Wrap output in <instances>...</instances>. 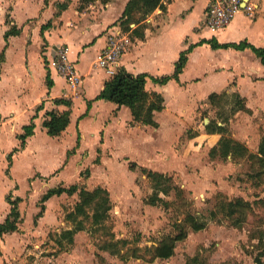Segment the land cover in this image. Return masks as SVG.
I'll list each match as a JSON object with an SVG mask.
<instances>
[{
    "label": "crops",
    "instance_id": "0c3cea01",
    "mask_svg": "<svg viewBox=\"0 0 264 264\" xmlns=\"http://www.w3.org/2000/svg\"><path fill=\"white\" fill-rule=\"evenodd\" d=\"M128 1L89 0L81 9L80 0H68L59 10L58 5L66 0H47V4L46 0H0V223L10 213L9 199H20L21 216L16 231L0 236V264H38L46 238L71 227L60 206L68 195L40 202L49 189L101 187L113 204L114 199H138L139 180L147 178L144 173L139 176L138 169L168 175L173 184L183 180L186 188L192 187L196 177L200 181L196 166L209 164L207 158H212L205 147H214L221 135L207 133V121L194 136L179 141L188 126L194 127L199 109L208 106L212 94H225L230 105L234 94L243 99L245 110L230 117L226 127L232 132L230 138L258 155L264 136L259 135L264 129V64L249 48H213L211 42L264 47V0H244L255 7L253 13L241 10L217 32L205 26L213 0H161L164 8L143 20L135 14L140 21L129 24L131 43L120 57L119 69L154 79L172 77L180 54L189 50L178 80L170 78L162 85L146 80V91L163 98V109L154 113L156 127L134 122L126 106L96 100L110 77L94 67V61ZM7 9L10 21L4 15ZM11 27L19 34L6 39ZM136 29L141 35L134 34ZM61 45L69 48L70 59L82 76L75 90L48 67ZM55 99L70 105L56 104ZM67 110L66 129L59 136L48 135L43 126L47 113ZM29 125L33 133L21 147L20 136ZM140 138L153 145L141 143ZM248 141H252L249 146ZM226 159L231 164L238 161L231 156ZM85 169L89 175L83 178ZM42 206V215L37 217ZM78 233L73 246L62 251L66 264H84V254L76 244Z\"/></svg>",
    "mask_w": 264,
    "mask_h": 264
},
{
    "label": "rangeland",
    "instance_id": "374dc122",
    "mask_svg": "<svg viewBox=\"0 0 264 264\" xmlns=\"http://www.w3.org/2000/svg\"><path fill=\"white\" fill-rule=\"evenodd\" d=\"M87 3L86 0H80L78 7L84 9ZM7 14L10 21V9L5 11L4 15ZM229 102L224 98L220 105L213 106L208 102V106L200 108L194 127L190 125L183 131L179 144L187 137L194 136L198 127L202 129L207 121L215 120L221 124L219 114L228 113ZM228 124L229 122L227 127ZM227 129L229 132L226 135L231 136V130ZM262 133L263 128L259 135ZM140 140L141 143L150 142L149 145H153L147 138ZM249 144H252V141L246 143L247 146ZM209 149L210 147H205L206 153ZM207 161L209 164L196 166L202 179L199 181L196 177L192 187L186 188L183 180H178L179 183L175 180L173 185H177L180 191L172 190L167 196L160 195L167 204L158 203L155 206L147 204L146 200L152 193L147 178L139 180L142 191L138 193V199H120L121 202L114 199L105 230L96 231L90 229L87 224L86 229L78 233L76 244L81 247L84 254L81 258L84 264H186L187 259L195 255L203 264H256L254 260L257 256L261 257L264 264V172L256 174L264 171V166L258 162H249L245 158L234 161V164L233 162L231 164L230 159L219 157L207 158ZM87 171L86 169L82 171L83 178L89 175V170ZM137 172L139 176L143 175L139 169ZM118 174L121 176V173ZM135 194L133 192L134 197ZM235 198H242L252 204V209L245 213V221L239 226H233L232 221L226 220L218 208L221 200ZM77 199V195L64 197L60 203L62 217L73 209ZM210 211H218V215L215 220L207 219L204 229L192 231L187 227L190 215L205 220ZM184 221H187V225L183 223ZM184 231L187 232L186 238L176 243L173 255L169 259L153 258L154 248L162 240ZM111 233L114 239L127 241L125 246H119L122 248L124 259L102 248L105 242L110 241ZM55 237L51 235L50 240L47 237L46 242L41 245L42 253L37 258L38 264H59L58 258L61 264H66V261H62L61 255L65 248L61 250L58 248L57 251L54 246ZM146 247L151 251H147ZM54 249L57 252L53 251ZM32 258L34 256H31Z\"/></svg>",
    "mask_w": 264,
    "mask_h": 264
},
{
    "label": "trees",
    "instance_id": "16d2710c",
    "mask_svg": "<svg viewBox=\"0 0 264 264\" xmlns=\"http://www.w3.org/2000/svg\"><path fill=\"white\" fill-rule=\"evenodd\" d=\"M66 2L59 4L58 9L62 10L68 3ZM83 1V0H81ZM89 1V0H86ZM157 8H164L161 0H129L121 19L119 20V25L124 31L129 30V24L134 22H139L143 20L147 15L152 13ZM58 10V13H59ZM140 14V20H136L135 14ZM138 29V28H137ZM137 29L134 34L141 35L138 33ZM141 29V28H140ZM19 34V30L15 27H11L6 33L5 38L9 36H15ZM213 48H227L232 47L236 50H243L249 48L264 64V47L256 48L246 42H241L237 45H220L215 41L211 42ZM189 51V50H188ZM185 51L180 54V57L175 65V72L172 77H162L160 79H154L145 74L133 75L126 72L124 69H119L112 77H110L104 84L103 90L96 97V100H106L110 101L117 106H126L129 108L130 113L133 117L134 122L140 123L142 125H149L156 127L157 123L154 120V113L160 112L163 109V98L160 94L150 93L146 91L145 84L147 78L152 79L154 82L159 84H165L170 78L178 80L179 74L182 72L186 61L187 52ZM50 85V83H48ZM225 94H212L209 97V102L213 106L220 105L225 98ZM56 104L70 105V102L64 99H55ZM227 102V100L225 99ZM232 105H230L227 114H219L221 119V124L219 125L217 121L210 120L208 124L205 125V130L207 133L213 134L217 133L221 135L218 143L212 147L209 151V156L211 158H227L231 156L233 159H247L251 162H258L261 166H264V136L261 137L258 145V155L250 154L248 148L241 142L236 141L226 135L228 129L226 127L227 122L230 117L236 112L245 110L244 101L239 97V95L234 94L232 96ZM70 112H49L47 113V118L43 122V126L47 129V134L50 136H59L69 124ZM33 125L25 126L24 133L20 136L21 147L25 139L32 135ZM142 172L147 176L152 193L146 200L149 205H157L158 203H166L160 195H169L172 190H179L177 185H173L172 178L168 175L142 170ZM264 171H259L260 174ZM253 176V175H252ZM66 194L72 196L77 194V201L71 211L66 214V220L70 222L71 227L64 229L60 234L56 235L55 242L59 250L63 248H68L67 245H72L74 241V236L76 233L85 230L86 225L89 224L90 229L105 230V223L110 217V211L112 210V203L109 198V194L106 189L97 187L93 190H87L83 186L72 185L68 188L56 187L49 189L42 197L40 202L44 203L50 197L54 195ZM20 199H9V204L11 205L10 213L3 223H0V236L6 233H10L17 230L18 223L21 222L20 211L18 209V203ZM167 204V203H166ZM219 211L221 215L226 220H231L233 226H239L243 221H245V213L247 210L252 209V204L249 201H245L242 198H235L231 200H221L218 204ZM44 207H41L40 213L37 217L42 215ZM218 215V211H210L209 216L202 220L199 216H192L188 219V228L192 231H199L206 227L207 219L215 220ZM187 225V221L183 222ZM182 225V224H181ZM187 236V232H180L173 237H167L162 240L157 247L154 248L153 258L159 259H169L174 252V248L177 242L183 241ZM127 241L114 239L111 233L110 241L105 242L102 248L109 251L113 255H119L121 259H124L122 255V248L125 246ZM66 245V247H65ZM147 251H151L150 248H145ZM256 264H263L261 257H255ZM186 264H203L198 256H193L188 258Z\"/></svg>",
    "mask_w": 264,
    "mask_h": 264
},
{
    "label": "built area",
    "instance_id": "2783aa9c",
    "mask_svg": "<svg viewBox=\"0 0 264 264\" xmlns=\"http://www.w3.org/2000/svg\"><path fill=\"white\" fill-rule=\"evenodd\" d=\"M254 8L244 0H213L206 12L205 26L213 32L221 31L241 10L251 14ZM130 43L129 32L124 31L120 25L114 26L107 34L106 47L94 61V67L104 70L109 77H112L119 70L120 57ZM48 67L56 71L74 90L82 81L74 61L70 59L69 48L66 45L56 49Z\"/></svg>",
    "mask_w": 264,
    "mask_h": 264
}]
</instances>
